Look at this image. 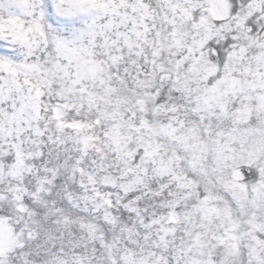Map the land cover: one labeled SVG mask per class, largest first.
I'll use <instances>...</instances> for the list:
<instances>
[{"label":"snow or ice","instance_id":"obj_1","mask_svg":"<svg viewBox=\"0 0 264 264\" xmlns=\"http://www.w3.org/2000/svg\"><path fill=\"white\" fill-rule=\"evenodd\" d=\"M0 264H264V0H0Z\"/></svg>","mask_w":264,"mask_h":264}]
</instances>
